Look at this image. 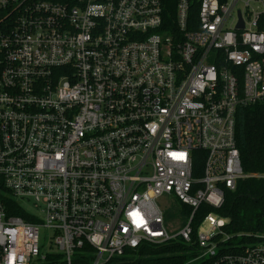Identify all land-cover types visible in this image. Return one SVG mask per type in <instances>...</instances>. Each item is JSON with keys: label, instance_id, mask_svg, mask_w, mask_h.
I'll return each mask as SVG.
<instances>
[{"label": "built area", "instance_id": "1", "mask_svg": "<svg viewBox=\"0 0 264 264\" xmlns=\"http://www.w3.org/2000/svg\"><path fill=\"white\" fill-rule=\"evenodd\" d=\"M261 104L264 0H0V264L175 244L264 264V234L229 235L215 212L264 179L235 141L238 110ZM163 198L190 210L174 234Z\"/></svg>", "mask_w": 264, "mask_h": 264}, {"label": "trees", "instance_id": "2", "mask_svg": "<svg viewBox=\"0 0 264 264\" xmlns=\"http://www.w3.org/2000/svg\"><path fill=\"white\" fill-rule=\"evenodd\" d=\"M52 1L73 3V0ZM235 141L243 172L247 175L264 174V104L238 110ZM10 202L12 214L27 220V215H24L21 208L13 201ZM203 211L206 214L211 210L202 209ZM181 212L187 215L190 210L182 207ZM215 212L228 219L229 223L224 231L229 235L264 234V179L250 177L240 180L233 192H225L224 204ZM237 243L238 241H233L231 244ZM191 248L179 244L160 249L152 248L142 256L124 260L121 264H187L189 254L186 251Z\"/></svg>", "mask_w": 264, "mask_h": 264}, {"label": "rangeland", "instance_id": "3", "mask_svg": "<svg viewBox=\"0 0 264 264\" xmlns=\"http://www.w3.org/2000/svg\"><path fill=\"white\" fill-rule=\"evenodd\" d=\"M166 198H163L159 202L160 208L164 212L165 216V223H166V229L169 233L174 234L180 229V222H179V212L180 209H182L181 204L177 202L176 200L172 201V204L166 203ZM27 207V205H26ZM28 210H30V207H27ZM187 260V264H202L204 260L207 258H198L194 259L193 254H189Z\"/></svg>", "mask_w": 264, "mask_h": 264}]
</instances>
